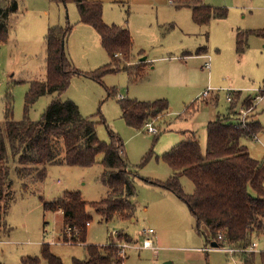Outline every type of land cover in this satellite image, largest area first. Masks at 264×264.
<instances>
[{
    "label": "rangeland",
    "instance_id": "1",
    "mask_svg": "<svg viewBox=\"0 0 264 264\" xmlns=\"http://www.w3.org/2000/svg\"><path fill=\"white\" fill-rule=\"evenodd\" d=\"M101 1L110 24L123 25L130 30L131 22L133 24L134 43L130 61L123 54H118L121 69L105 73L100 80L74 75L70 86L60 96L58 93L41 95L31 106L29 117L40 119L56 96L63 100L71 99L78 104L83 116H91L97 122L101 140L110 141V130L123 138L131 168L142 176L164 181L172 170L164 161L163 154L173 147L183 129L191 127L197 130L200 141L206 144L208 119L214 113H227L233 104L227 101V94L231 92L235 99L237 92L246 88L250 91L242 94L252 95L253 89L264 83L240 86L247 77L250 81H259L257 76L264 73V44L261 42L264 33L251 32L264 31V0H204L208 5L227 8L228 15L212 20L206 27L195 25L196 28L188 26L190 22L194 24L191 12L186 9L180 11L175 2L171 5L166 0ZM19 2L20 8L12 17L9 37L0 44V127L6 93H12L14 117L20 120L25 115V96L31 78L42 79L46 74L47 44L41 34L43 24L46 31L48 26L72 27L65 37V51L75 67L91 72L111 61L99 32L92 25L80 21V11L74 0ZM181 25L191 34L183 32ZM238 32L242 35V47L247 38L250 44L245 57L244 48L238 47ZM186 43L192 45L191 50ZM202 46H209L211 70L204 69L205 59L201 57L194 58L189 66L183 63V47H186L183 51L196 53ZM145 55L148 63L140 65L145 61L140 62L139 59ZM173 55H177L176 58H170ZM134 56L137 61L133 60ZM208 88H214L215 95L203 102L201 95ZM120 94L125 99H121ZM128 98L168 99L169 112L149 119L159 129L157 133L149 132L146 124L137 128L126 122L121 103ZM237 102L230 111L234 115L241 107ZM263 106L264 100L250 111V119L254 118L258 108L262 111ZM259 118L264 124V111ZM258 136L260 140L253 138L247 143L253 155L262 158L264 135ZM151 150L152 156L145 162L144 157ZM103 157L102 153L99 154L98 162L90 166L49 164L46 177L41 180L34 174L20 179L18 172L13 170L12 183L3 200L5 212L4 226L0 229V253L5 249L12 255L20 252L37 255L41 264H49L42 249V243H49L52 253L59 256L64 264H72L74 257L86 259L85 243L63 241V213L45 209L42 199L54 200L65 190H79L89 202L102 199L109 192L102 179L105 170ZM9 162L13 168L16 166V160L10 159ZM181 177L185 191L192 193L195 188L192 180L186 175ZM135 188L136 212L131 219L107 221L89 205L88 210L93 216L88 226L89 244L104 245L111 234L117 239L122 232L132 239L130 243L126 242L124 264H164L166 261L172 264H236L223 251L202 249L208 244L207 239L197 230L196 218L184 200L141 178H136ZM151 227L155 229L157 248L140 249L145 230Z\"/></svg>",
    "mask_w": 264,
    "mask_h": 264
},
{
    "label": "trees",
    "instance_id": "2",
    "mask_svg": "<svg viewBox=\"0 0 264 264\" xmlns=\"http://www.w3.org/2000/svg\"><path fill=\"white\" fill-rule=\"evenodd\" d=\"M74 1L80 11V21L92 25L99 32L111 61L91 72L75 67L65 51V37L72 27H49L46 34L47 77L45 80L31 81L22 119L16 120L14 117L12 93L8 92L5 96L4 120L0 127V229L4 226L3 200L12 183L10 159L16 160L15 169L20 179L34 174L41 180L46 177L49 164L90 166L98 162V156L102 153L105 166L102 179L109 187L106 196L99 201L89 202L83 198L81 191L67 190L54 200L42 199L45 209L63 213V241L85 243L88 258L74 257L72 264H117L121 260L118 257L119 243L112 234L104 245L87 242L88 226L93 220L88 207L93 206L107 221L133 218L136 212V178L171 191L184 200L196 218L197 230L205 235L208 242L215 239L219 232L236 244L251 242L255 234L264 231V161L254 158L241 139L254 138L262 129L261 123L250 119L245 126H237L235 115L230 112L231 106L227 113H218L214 120L208 122L206 150H203L199 138L193 135L163 154L164 161L172 168L169 178L163 181L142 176L131 168L125 142L118 133L110 130V141L101 140L97 133V122L91 116H83L75 101L59 97L68 89L74 75L100 80L105 73L121 69L118 54H123L130 61L134 43L128 27L105 22L102 1ZM172 1L179 7L192 6L193 19L199 24L209 23L214 15H228L227 8L204 4L203 0ZM17 9V0H10L6 9L0 7V44L9 37L6 16ZM251 32L264 33L261 29ZM242 40L238 32L239 48L242 47ZM140 65H144V62ZM45 93H58L59 96L50 101L40 119L33 120L29 117V110ZM235 101L236 97L232 103ZM245 104L251 105V100L246 99ZM121 105L126 122L139 128L151 117L164 114L169 101L166 98H128ZM151 156L152 150L145 155L144 161L147 162ZM183 175L193 181V193H187L181 184L180 177ZM118 240L130 243L132 239L120 232ZM42 249L49 264H64L59 256L52 253L49 243H43ZM261 255L264 260V252ZM254 259L255 253H251L245 256L244 262L253 264ZM22 264H41V258L26 255L22 257Z\"/></svg>",
    "mask_w": 264,
    "mask_h": 264
},
{
    "label": "crops",
    "instance_id": "3",
    "mask_svg": "<svg viewBox=\"0 0 264 264\" xmlns=\"http://www.w3.org/2000/svg\"><path fill=\"white\" fill-rule=\"evenodd\" d=\"M9 1L10 0H0V7H2L3 9H6V7L8 6V4H9ZM18 1V9H17V11L19 10V8H20V2H19V0H17ZM101 1V0H100ZM166 1H168V3H170L171 5H173L174 4V1H172V0H166ZM203 3L204 4H206L205 3V1L203 0ZM175 6V5H174ZM103 7H104V5H103ZM177 9H179L180 11H183V9H186V10H189L190 12H191V19H192V21H194V24L192 23V22H190L189 24H188V26H190L191 28H196V26L195 25H199V26H208L210 23H211V21L212 20H219V19H222V18H224V17H218V16H213L212 18H211V21L209 22V23H207V24H199V23H197V22H195V20L193 19V8H192V6H190V5H183V6H175ZM17 11H15V12H11V13H9L7 16H6V22H7V27H8V29L10 28V25H11V23H12V17H13V15L15 14V13H17ZM185 15H188V12H185ZM107 15H106V9H104L103 8V19L105 20V22H107V23H109L110 24V22L111 21H108L107 20V17H106ZM180 23V22H179ZM178 23V24H179ZM132 22H131V26H130V28H131V30H132ZM182 27V30H183V32H187V34H191V32L190 31H188L187 29H186V27L185 26H183V25H181ZM48 28H49V26H48ZM130 30V31H131ZM47 32H48V29H47V31H46V26H45V24H43V27H42V31H41V34H42V36H45V40H46V34H47ZM133 32V31H132ZM131 32V33H132ZM247 37H248V35H247ZM261 42H262V44H264V38H261ZM245 44H244V50H243V53H244V57H245V55H246V52L250 49V44H249V41H248V38H247V40L244 42ZM46 44H47V41H46ZM182 45V44H181ZM189 46L190 47V50H191V44H189V43H186V46ZM186 47H183L182 48V52H183V55H182V59H184L183 61V63H185V65L186 66H189V64H190V62L194 59V58H196V57H201V58H203V59H205L204 60V64H203V67H204V69L206 68L205 67V62L207 61V59H208V56L211 58V62H212V56L208 53V51H209V46L207 47V46H202V47H199L198 49H197V51H196V53H194L193 51H183L184 49H185ZM46 49H47V45H46ZM216 51H217V49H216ZM176 56L177 55H173V56H170V58H176ZM166 57H168V56H166ZM146 58H147V56L145 55V56H142V57H140V59H139V61L140 62H143V61H145L144 63H148V62H146ZM161 58H165V57H161ZM133 60H136V57L134 56L133 57ZM137 61V60H136ZM47 65V64H46ZM153 67H155V66H153ZM208 69V68H207ZM10 68L9 69H7V74L9 75V72H10ZM210 70H211V68H210ZM46 77H47V69H46V74H45V76H44V78H42V79H39V78H36V79H32L31 78V80H30V82L31 81H33V80H45L46 79ZM248 78V77H247ZM246 78V82L244 83V84H242V85H240V86H243V87H245V86H250V85H255V84H257V83H262V82H264V73L262 74V76L261 77H258L257 76V78H258V80L259 81H250V80H248ZM20 80H24L23 78H21ZM213 80V79H212ZM26 81V80H25ZM250 90L249 89H246V88H244V91H240V92H237L238 94H240L239 96H238V94H236V101H238L237 103H238V106H242L243 105V103H244V105H246L245 104V97H250V95H251V93L249 94V95H247V96H245L244 94H242L243 92L244 93H246V92H249ZM8 92H10V91H8ZM7 92V93H8ZM6 93V94H7ZM52 94H56V93H52ZM238 96V97H237ZM245 96V97H244ZM158 99V98H157ZM250 99V98H249ZM5 100H6V97H5ZM203 102L205 101V99L204 100H202ZM206 102H208V101H206ZM5 103H6V101H5ZM232 106V105H231ZM260 107V106H259ZM229 108H231V107H229ZM169 109H170V106L168 107V109L166 110V112L165 113H168L169 112ZM4 110H5V104H4ZM262 111H260V109L258 108V112L256 113V115L254 116V118H252V119H254V120H256V121H258L259 123H261V125H262V129L261 130H259V132H258V134H260V135H264V133H263V130H264V124L262 123V121H261V119L259 118L260 116H261V114H262V112L264 111V106H263V108L261 109ZM165 113H164V115H165ZM215 115L213 116V117H211V118H209L208 119V121L206 122V126H205V128H206V130H207V124H208V122L209 121H211V120H214L215 118H216V116H217V114L216 113H214ZM3 120H4V118H3ZM191 125V124H190ZM180 129H182V127H180ZM181 137H178V138H176L175 139V141L173 142V144L174 145H176L177 143H179L180 141H182V140H184V139H186V138H189V137H191V136H193V135H196L198 138H199V140H200V135H199V133H198V131L197 130H194V129H192L191 127L189 128V129H183L182 131H181ZM206 134H207V131H206ZM259 137V136H258ZM249 139H253V137H243L242 139H241V141H242V143L243 144H245L247 147H248V149H249V152H250V154L254 157V158H257L258 160H261V161H264V152H263V156H262V158H260V157H257V156H255V155H253V150L252 149H250L249 148V146H248V140ZM257 140H260V138L259 139H257ZM263 140H264V136H263ZM201 142V146H202V148H203V150H206V148H207V143L205 144V141L204 142H202V141H200ZM261 142V141H260ZM173 145V146H174ZM262 148H263V151H264V142H262ZM167 163V162H166ZM131 164V163H130ZM169 165V164H168ZM16 167H14L13 168V170H16L15 169ZM171 170H172V168H171ZM13 172V171H12ZM13 175V174H12ZM184 176V175H183ZM13 177V176H12ZM181 179H182V177H181ZM59 182H60V180H59ZM193 182V181H192ZM194 190H195V188H194ZM65 191H67V190H65ZM168 193H171V192H169L168 191ZM167 193V194H168ZM173 193V192H172ZM193 193V192H192ZM173 195H175L174 193H173ZM172 197H174V196H172ZM177 197V196H176ZM152 228V227H151ZM155 230V229H154ZM200 233V232H199ZM201 234V233H200ZM155 237H156V235H155ZM158 238V237H157ZM253 239H256L257 241H258V243H259V247L262 249V251H260V252H255V259H254V262H253V264H264V260H263V258H262V255H261V252H264L263 251V249H264V235H263V233H259V234H255L254 235V237H253ZM157 240V239H156ZM156 240H155V242H156ZM158 241H159V238H158ZM207 243H208V241H207ZM43 244V243H42ZM107 244V243H106ZM207 245V244H206ZM140 249H141V247H139ZM204 250V249H203ZM206 251H209V250H206ZM210 251H212V250H210ZM26 255H28L27 253H18V254H11V253H9L7 250H5V249H3V250H1V253H0V264H22V257L23 256H26ZM88 258V257H87ZM86 258V259H87ZM245 259V258H244ZM83 260H85V259H83ZM164 264H172V262H170V261H166Z\"/></svg>",
    "mask_w": 264,
    "mask_h": 264
},
{
    "label": "built area",
    "instance_id": "4",
    "mask_svg": "<svg viewBox=\"0 0 264 264\" xmlns=\"http://www.w3.org/2000/svg\"><path fill=\"white\" fill-rule=\"evenodd\" d=\"M212 66L211 58L208 56L207 61L205 62V67L210 69ZM231 90V89H230ZM215 95V89L214 88H208L206 89L201 97L204 99L213 98ZM120 98L125 97L123 94L119 95ZM234 100V96L231 92L227 94V101L232 103ZM251 105H242L239 109H237V113L235 114V124L237 126H245L247 122L250 120V111L252 109H255L258 104H260L264 100V83L260 87H256L253 89V94L250 95ZM148 127V131L152 133H157L159 129L153 124V122L148 121L146 123ZM256 139H259L258 134L255 135ZM70 232V229H68ZM116 231H113V234H115ZM264 235V231L262 232ZM145 238L143 241V244L140 247H149L152 249H156L157 246L155 244V230L154 228H149L145 230ZM215 240L217 242V245H213L212 241ZM211 242L209 241L208 244L202 249L206 250H217V251H223L228 256L231 257L232 261H234L236 264H245L244 258L246 255H249L251 253L260 252L262 249L259 247V243L256 239H253L249 243H233L229 240V238L222 232H219L217 234V237L213 239ZM116 242L119 243L120 249L118 253V257L121 259L117 264H124L126 257H127V241H119L118 238L115 239ZM70 243V241L68 242ZM264 251V249H263Z\"/></svg>",
    "mask_w": 264,
    "mask_h": 264
},
{
    "label": "water",
    "instance_id": "5",
    "mask_svg": "<svg viewBox=\"0 0 264 264\" xmlns=\"http://www.w3.org/2000/svg\"><path fill=\"white\" fill-rule=\"evenodd\" d=\"M212 244L216 246L217 245V242L215 240H213L212 241Z\"/></svg>",
    "mask_w": 264,
    "mask_h": 264
}]
</instances>
